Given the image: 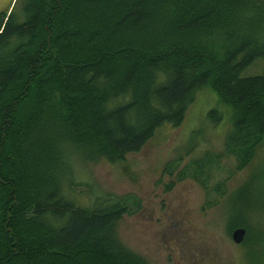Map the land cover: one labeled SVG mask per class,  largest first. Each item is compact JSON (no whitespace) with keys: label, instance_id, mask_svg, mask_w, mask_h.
<instances>
[{"label":"trees","instance_id":"trees-1","mask_svg":"<svg viewBox=\"0 0 264 264\" xmlns=\"http://www.w3.org/2000/svg\"><path fill=\"white\" fill-rule=\"evenodd\" d=\"M19 1L0 13V264H150L117 233L139 199L78 204L64 191L74 166L139 152L205 87L229 110L223 150L189 158L176 181L209 195L224 157L252 164L264 145V0H23L20 14Z\"/></svg>","mask_w":264,"mask_h":264},{"label":"rangeland","instance_id":"rangeland-1","mask_svg":"<svg viewBox=\"0 0 264 264\" xmlns=\"http://www.w3.org/2000/svg\"><path fill=\"white\" fill-rule=\"evenodd\" d=\"M13 1L0 0V13L12 9ZM22 4L20 0L15 5L19 14ZM211 109L222 114L218 124L207 118ZM228 118V108L210 87L198 90L180 126H162L139 152L121 160L75 165L72 191L65 188V194L83 206L96 195L139 199L140 207L119 221L117 233L125 246L150 264H264V177L251 190H241L252 175L264 170V145L258 158L242 170L235 169L232 158L224 157L210 182L223 184L218 192L206 195L190 178L176 181L178 169L189 158L206 149L223 150ZM176 159L179 164L169 175L165 166ZM172 180L173 188L167 191L165 185ZM247 192L254 207L246 214ZM242 214L249 232L246 247L231 239L235 228L230 229V220Z\"/></svg>","mask_w":264,"mask_h":264},{"label":"water","instance_id":"water-1","mask_svg":"<svg viewBox=\"0 0 264 264\" xmlns=\"http://www.w3.org/2000/svg\"><path fill=\"white\" fill-rule=\"evenodd\" d=\"M246 230L244 228H235L231 233V239L235 244H241L245 238Z\"/></svg>","mask_w":264,"mask_h":264}]
</instances>
